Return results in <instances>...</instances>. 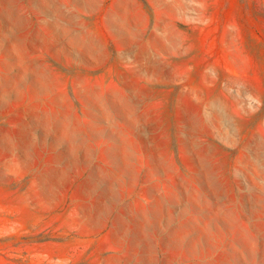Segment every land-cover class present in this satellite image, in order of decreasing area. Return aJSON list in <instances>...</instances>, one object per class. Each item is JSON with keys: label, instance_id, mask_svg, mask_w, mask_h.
Segmentation results:
<instances>
[{"label": "rangeland", "instance_id": "374dc122", "mask_svg": "<svg viewBox=\"0 0 264 264\" xmlns=\"http://www.w3.org/2000/svg\"><path fill=\"white\" fill-rule=\"evenodd\" d=\"M0 264H264V0H0Z\"/></svg>", "mask_w": 264, "mask_h": 264}]
</instances>
